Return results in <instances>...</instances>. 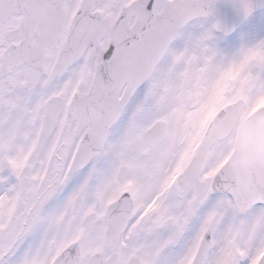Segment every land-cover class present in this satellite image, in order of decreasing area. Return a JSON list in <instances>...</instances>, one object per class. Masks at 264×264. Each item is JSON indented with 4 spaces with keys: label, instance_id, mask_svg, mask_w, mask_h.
Returning a JSON list of instances; mask_svg holds the SVG:
<instances>
[{
    "label": "snow or ice",
    "instance_id": "snow-or-ice-1",
    "mask_svg": "<svg viewBox=\"0 0 264 264\" xmlns=\"http://www.w3.org/2000/svg\"><path fill=\"white\" fill-rule=\"evenodd\" d=\"M0 264H264V0H0Z\"/></svg>",
    "mask_w": 264,
    "mask_h": 264
}]
</instances>
